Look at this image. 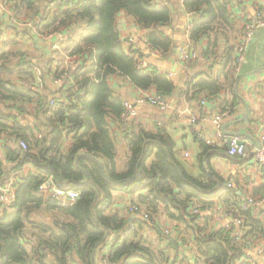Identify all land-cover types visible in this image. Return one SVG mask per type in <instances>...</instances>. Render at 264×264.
I'll use <instances>...</instances> for the list:
<instances>
[{
    "label": "trees",
    "instance_id": "obj_1",
    "mask_svg": "<svg viewBox=\"0 0 264 264\" xmlns=\"http://www.w3.org/2000/svg\"><path fill=\"white\" fill-rule=\"evenodd\" d=\"M169 1L12 0L16 17L40 35L72 31L63 54L75 65L67 70L63 58H51L39 67L38 78L36 63L25 52L0 50V188L12 179L16 198L0 209V264H174L168 242L154 251L155 242L142 235L144 229H155L156 217L189 231L204 264H249L241 259H246L250 241L264 235V221L253 219L251 211H239L241 235L227 228L207 232L209 218L192 213L194 206L213 208L208 202L219 197L225 212L241 203L210 164L212 158L225 157L224 150L199 140L201 175L196 178L177 158L166 125L147 127L135 121L120 134L111 131L123 114L109 83L113 78L163 98L177 91L155 67H139V50L123 51L117 28V16L124 13L148 30L153 51L171 55L174 42L162 32L173 22L174 9L165 4ZM181 5L184 13L195 14L192 44L230 28L228 0H182ZM20 29L23 37L32 32ZM228 51L231 59L234 46ZM226 61V86L232 89L233 60L231 66ZM59 79L60 85L52 84ZM185 85L187 100L200 93L213 97L222 89L219 78ZM235 100L231 93L222 112L234 109ZM120 144L124 148L118 162ZM24 166L30 168L26 173ZM48 180L55 188L79 192V199L57 205L41 194ZM118 193L131 196L130 206L147 213L152 225L141 219L130 223L116 211ZM176 228L185 241V232Z\"/></svg>",
    "mask_w": 264,
    "mask_h": 264
},
{
    "label": "crops",
    "instance_id": "obj_2",
    "mask_svg": "<svg viewBox=\"0 0 264 264\" xmlns=\"http://www.w3.org/2000/svg\"><path fill=\"white\" fill-rule=\"evenodd\" d=\"M157 1L165 2L166 0ZM228 1L231 15L230 28L227 30L221 29L216 38L213 35L210 40L203 38L198 43L193 44V47L198 51L200 56L196 61L191 62L187 69L181 67L177 61L178 49L185 40L184 26L186 24V16L181 5L182 0H170L165 3L174 9L172 24L162 30L174 42L173 53L167 56L159 54L149 47L146 39L148 30L138 27L135 21L124 13H120L117 16V28L123 51L128 53L131 49L139 50L142 54L141 59L146 61L150 67L172 72L174 76L170 80L177 88V91L167 98L171 106L170 110L161 112L146 105L139 107L136 122H140L147 127L152 126L155 122L166 125L168 133L174 140L177 158L183 163L187 172L196 178L201 175V163L199 161L201 148L196 134L183 122L182 117L179 115V112L184 107L190 109L192 114L199 118V130L209 140L212 139V132L214 130L212 124L213 117L223 113L227 114L223 119L224 133L228 136L245 135L236 137L240 139L247 149L255 148L260 137H264V126H262L261 122L264 108V87L262 85L264 81V30H257L255 32L253 42L247 50L245 62L241 67L240 73L235 75L236 84L232 89L226 86V69L222 67L223 62L226 60L225 64L228 66L232 65L231 60H233V57L231 59L228 58L227 53H230V51L226 52V50L230 46H234L239 34L240 15L252 17L254 9L257 7L261 8L264 12V0ZM14 14L16 13L13 10V2L0 0V50L12 48L15 51H23L26 53V57H31L33 62L35 59H38L41 61V64L51 58L66 57L63 51L70 45L73 36L64 44H58L56 35H40L34 29L31 30L30 34L23 37L18 34V31L21 30L20 28L26 26V23L15 20ZM129 40H132V43H129ZM213 43L216 46L214 49L211 46ZM212 78H219L222 84V89L216 96L208 98L206 94L200 93L194 99L187 100L184 92L187 90L185 84L188 81H194L195 83L201 79ZM48 81L47 84H51L49 79ZM109 83L122 96L128 99H134L136 95L142 92L122 79L113 78ZM53 85L57 86L56 84ZM231 93L236 96V106L234 109L229 110L230 112H222V108L225 105L224 101L230 100ZM202 100H205V105L200 104ZM113 130L115 131L114 126L111 131ZM123 148V144L117 147L118 162L122 158L120 153ZM210 164L213 171L222 176L227 182L230 181L232 183L231 189H233L234 194L240 200L245 196L243 193L244 189L255 198L262 196L264 193V170L261 165L253 160V157H250L246 162L227 156L217 157L212 158ZM204 167H206L205 164ZM29 170L28 166L23 167V173ZM220 200L221 197L208 202L213 205V208L205 216L209 218L207 232L229 225L230 219L228 217H221L218 213L219 207L222 206ZM130 204L131 196L122 193L117 194L114 209L126 214L128 221H131L132 217L127 209ZM257 214L259 218H255L252 215L251 217L264 221V207ZM200 222L202 223V221ZM173 223L170 222L168 224L172 227ZM179 226L178 228L182 232H185V237L193 242L191 233L184 231L181 225ZM170 232L173 235L172 240H174V242H168L171 246L169 247L172 252L171 260L174 261V264H193V260L198 254L197 250H189L180 246L181 240L178 237V232L175 234L172 232V229H170ZM235 233L241 235L243 232L239 228V230L236 229ZM261 237L250 241L249 248L244 251L246 259L243 257L241 261H246L249 264H252L251 261L254 264H263L258 257V249L262 244ZM114 238L115 235L111 236V239Z\"/></svg>",
    "mask_w": 264,
    "mask_h": 264
},
{
    "label": "built area",
    "instance_id": "obj_3",
    "mask_svg": "<svg viewBox=\"0 0 264 264\" xmlns=\"http://www.w3.org/2000/svg\"><path fill=\"white\" fill-rule=\"evenodd\" d=\"M8 2H12V0H6ZM15 20L22 21L21 18H17L16 15H13ZM186 24L184 26V42L178 49L177 54V61L184 69L188 68V65L191 62L196 61L199 58L198 51L193 47L192 42L189 38V33L192 28L195 14L192 12H186ZM240 26H239V34L236 38L234 43V54H233V65L235 75L240 73L241 67L245 62L246 53L248 48L253 42L255 32L257 30H264V12L261 8L257 7L254 9V15L252 17H245L240 15L239 17ZM22 23H25L22 21ZM31 27L30 23H26ZM32 29V27H31ZM37 31L35 28H33ZM51 35H56L58 38V44H64L68 42L73 33L70 29L65 30L61 33H53ZM129 43H132V40H129ZM1 45V40H0ZM57 47V46H56ZM66 59V60H65ZM65 60V68L67 70L71 69L74 64V59L66 58ZM138 65L140 68H147L148 64L146 61L139 59ZM163 75H166L168 78H172L174 75L172 72H168L166 70H162L160 68L157 69ZM36 75L39 78V72L36 70ZM40 82V80H38ZM62 83L61 79L54 81V84L60 85ZM264 87V81L262 82ZM188 89V88H187ZM114 95L120 99L122 107H123V114L120 119V123L114 126L115 131L121 133L128 127H130L135 121L138 119V108L142 106H149L155 108L161 112H167L171 109V106L167 100V98H163L157 95L154 91L148 92H141L135 96L134 99H128L120 94V92L115 89ZM201 105H205V100H202ZM50 105H54L53 102H50ZM55 107V105L53 106ZM58 107V106H57ZM230 112V111H229ZM180 117H182L183 122L188 125L191 130L196 134L198 140L203 141L206 145H214L217 150H224L227 157H232L239 159L240 161H248L250 157H253V160L261 165L264 170V137H260V140L257 146L253 149H247V147L240 141V139L236 136H228L223 131V119L227 114H217L212 119L213 124V132H212V139H207L199 130L198 123L199 118L192 114L190 109L184 107L183 110L179 112ZM262 126H264V108H263V116L261 118ZM21 147L24 148L23 144H20ZM248 170V169H247ZM250 173L249 171H247ZM226 187L232 188V183L229 181L227 182ZM244 198H242L241 203L237 207H233L227 212L224 211L221 207L218 210V213L221 217H228L230 219L229 225H226L223 228H227L232 232H235L236 229L239 230L242 222L238 218L239 211H251V215L255 218H259L258 212L261 208L264 207V194L260 197H253L251 194L247 193V190H243ZM41 194L44 197H49L53 199L57 205L65 206L72 202H75L79 199L80 193L75 190H63L55 188L52 184L51 180H48L42 187H41ZM15 187H13L12 179L9 181L6 187L0 188V209L8 208L13 205L15 201ZM131 217V221L135 219H141L142 221H148L149 216L145 213L142 209H139L137 206H129L127 207ZM210 209H200L197 206H194L192 210L193 214H199L202 217L206 216ZM158 218H155V223L157 222ZM163 229L167 232H170L172 229L173 233H177L178 224L173 223L172 227L167 224L161 225ZM180 231V229L178 228ZM121 237V236H119ZM262 244L261 247L258 249V257L261 259L262 263L264 264V235L261 237ZM113 241V239H112ZM184 248L189 250H196L194 247L193 242L188 241L185 242ZM108 248L104 250L103 256H107ZM252 264H254L251 261ZM193 264H204L203 259L197 254L195 259L193 260Z\"/></svg>",
    "mask_w": 264,
    "mask_h": 264
},
{
    "label": "rangeland",
    "instance_id": "obj_4",
    "mask_svg": "<svg viewBox=\"0 0 264 264\" xmlns=\"http://www.w3.org/2000/svg\"><path fill=\"white\" fill-rule=\"evenodd\" d=\"M25 27H29L28 25H26V26H24L22 29H24ZM30 29H31V27H30ZM6 46H8V45H6ZM4 50V49H3ZM8 50H11V48H8ZM64 57V56H63ZM63 57H61V58H63ZM27 59H29V60H31V57H27ZM62 60H64V58L62 59ZM34 62L36 63V67H34V72L36 73V70L39 72V76L41 77V71H40V66H41V61H39L38 59H35L34 60ZM52 84H54V81L52 80ZM156 218H158V220H157V222L155 223L157 226H155V229H153V230H147V229H144L143 230V232H142V235L144 236V237H147L148 238V240L149 239H152L154 242H155V245H154V247L152 248L154 251H157L160 247H163V248H165V246H164V244H165V242H174V240H172V237H173V235H172V233L171 232H167V231H165L164 229H163V227L161 226L162 224H167V225H169L168 223H170V222H172V221H168V220H166L164 217H156ZM162 218V219H161ZM148 223L150 224V225H152V222H149L148 221ZM156 233H160L159 235H161L162 236V238H163V244H161V243H159L158 242V234H156ZM178 237L180 238V246H183L184 247V243L185 242H188V241H191V240H189V239H187V238H185V241L182 239V236H180V235H178ZM192 242V241H191ZM194 243V242H193ZM168 256L170 257V258H172V252H171V250H170V248L168 249Z\"/></svg>",
    "mask_w": 264,
    "mask_h": 264
},
{
    "label": "water",
    "instance_id": "obj_5",
    "mask_svg": "<svg viewBox=\"0 0 264 264\" xmlns=\"http://www.w3.org/2000/svg\"><path fill=\"white\" fill-rule=\"evenodd\" d=\"M236 136H245V135H243V134H239V135H236ZM256 146H257V144H256ZM130 223L132 222V221H129Z\"/></svg>",
    "mask_w": 264,
    "mask_h": 264
}]
</instances>
